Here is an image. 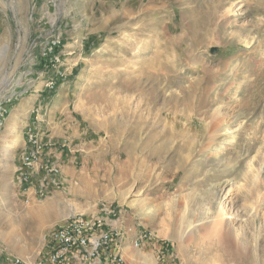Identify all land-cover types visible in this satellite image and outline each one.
I'll list each match as a JSON object with an SVG mask.
<instances>
[{
  "label": "rangeland",
  "instance_id": "374dc122",
  "mask_svg": "<svg viewBox=\"0 0 264 264\" xmlns=\"http://www.w3.org/2000/svg\"><path fill=\"white\" fill-rule=\"evenodd\" d=\"M248 33L257 36L255 47L237 36ZM263 51L264 0H0V147L13 112L36 97L42 76L48 106L56 108L49 130L62 123L67 136L69 121L79 128L75 137L99 150L77 164L73 189L85 174L83 193L66 192L64 210H49L38 203L51 187L64 192L65 160L47 154L49 144L33 129L44 109L20 114L21 143L11 162L0 148L5 264L34 263L47 234L81 214L118 235L101 262L95 254L66 264H110L105 256L116 251L120 264H217L224 244L209 223L217 185L225 187L224 213L243 229L245 264H264ZM226 106L224 121L237 140L215 157L224 130L214 133L211 112ZM28 134L41 142L39 166L53 165L58 175L47 180L41 169L43 183L32 187L38 200L26 202L33 190L21 195L16 185ZM77 141L61 151L73 154Z\"/></svg>",
  "mask_w": 264,
  "mask_h": 264
},
{
  "label": "bare ground",
  "instance_id": "6f19581e",
  "mask_svg": "<svg viewBox=\"0 0 264 264\" xmlns=\"http://www.w3.org/2000/svg\"><path fill=\"white\" fill-rule=\"evenodd\" d=\"M228 5H229V7H228L227 11H232L231 7H232L233 3L232 4L229 3ZM237 36H238L239 40L244 42L246 45H252L253 46V45L258 44L257 36L252 35V33H248L247 35H237ZM59 44H60V41L56 40V46H58ZM253 47H255V46H253ZM52 85H53L52 82L47 84V86H49V87H51ZM236 96H237V93H236ZM228 108H230V107H227V106L226 107H217V108L213 109L211 112V118H212L213 123L216 127V129H214V133H216L218 131L220 132V130H224V132L222 131L223 133L220 134L221 135L220 137H223V138H221L222 141H220L215 146V149L212 152L215 157L225 154L224 150H226L227 144L231 145L233 148H235V143L237 140V132L231 130L230 125L226 124L224 121ZM5 111L4 110L2 111L3 113L0 117L3 116ZM9 125L10 124H8V126ZM16 127H17L16 117H15V115H13L11 125L8 128H6V130H5L6 132L4 133L3 137L1 138L2 144L0 147L3 160L8 159V162L9 161L11 162V160L13 158L14 150L21 143V134L19 132H17ZM28 135H30L31 138H36L35 135H33V134H28ZM10 137H12V138L10 139ZM40 151H41V149H40V147H38V155H36L35 159H33V161H32V169H35V165H38L37 163H38V157L40 155ZM49 167L50 168H56L53 165H50ZM261 167H262V165L258 168L261 169ZM39 168H40V166H39ZM258 171H260V170H258ZM258 171H256V172L258 173ZM56 173H57L56 169H51L50 178H51V176L58 175ZM17 179H18V182H17L16 186L19 188L23 184V177L18 176ZM226 185H228V184H225V186ZM214 186H215V184H214ZM217 186H219V187H217ZM217 186H216L217 188L213 189L214 191L211 195L212 196L211 198L213 200V203H214L217 211H216L215 217L212 218L209 221V223L210 224L212 223V225H214L215 235L218 237L219 241H221L224 244V246H223V251H222L223 254L221 256L215 257L214 260L217 262V264H245V263H247L248 259L241 252L243 249H246V247H247V243L245 242V239H244L243 229H241V227L239 225H237L239 218H237L236 216L232 218V217L227 216L226 213H224L222 201H220L219 199H220V197H221L220 195L222 194L225 187H224V185H217ZM231 186H232V184H231ZM27 192L28 191L24 192V194H26ZM42 196H43V193H42ZM24 200L26 202H29L30 199L28 197H25ZM84 216H85L84 214L75 215L71 219H69L68 221H65L64 223L57 226L55 229L51 230L45 238L46 239V245L44 247L42 255L40 257H38L34 263H36V261H44L45 250L47 249V245H48L49 240H50V235L57 232V231H61L62 227H64L66 224L72 223L73 220H74L75 228H79V229H75V236L76 237H82V238H78V241L74 242L73 249H68V257H70V258L67 259V262L70 261L71 259H73V260L79 259L80 260L82 258H85L88 260V259L94 257L95 254H96L99 262H101L102 256H104V255L102 253H100V250H105L104 248L107 249L108 247H106V246L109 244V242H110L109 240L112 239L111 236L112 235L115 236L118 234H117V232L109 233V231L108 232L102 231L101 230L102 221L100 220V218H91V217L89 218L86 216V219H78V218H82ZM254 218H256V217L253 216V219ZM84 229H85V231H84ZM145 237H146V235H145ZM139 243L140 242L137 240V237H136L134 246L137 247L139 245ZM113 252H114V250H113ZM108 256H114V253L109 254ZM106 258H107V256H105V260H104L105 263H107ZM118 258L120 259V262H121L122 258H121L120 253H118ZM207 259L211 260V261L213 260V258H211V259L207 258ZM34 263H29V264H34ZM3 264H5V263H3ZM11 264H22V261H20L19 259H16V260L14 259L11 262Z\"/></svg>",
  "mask_w": 264,
  "mask_h": 264
},
{
  "label": "crops",
  "instance_id": "0c3cea01",
  "mask_svg": "<svg viewBox=\"0 0 264 264\" xmlns=\"http://www.w3.org/2000/svg\"><path fill=\"white\" fill-rule=\"evenodd\" d=\"M41 78L39 79L40 81L38 80L35 81V82L38 81L36 85L34 86V89H35L34 96L36 94V97L30 100H27L25 103L20 104L19 107L16 109V111L13 112V114L16 117V124L18 125L20 114L27 110L29 111L30 110L29 108H32V111H33L35 106L38 105V107L36 108H40V110L44 109L43 114H45L47 108L49 107V109L47 110L48 115H47L46 121L44 119L43 114L38 115L39 116L38 118L35 116V123L33 124V129L39 134V136L43 139V141H47V143L49 144L47 154H51V156H53L55 159L63 158L65 160V162L62 160L64 165L61 168V176L63 177V180H65L66 182L64 183V187H63L64 192L63 190H59L58 188L56 189L54 187H51L50 190L49 189L47 190L48 195L43 198V201L41 203H38V204H42L44 207H47L49 210H52V207H54L53 210L62 211L64 210L63 206H65L64 201H65L66 192L83 193V190H84L83 187L87 186V182L89 181V179L87 180V177L85 176V174H82L81 175L82 186L77 191L73 189L74 184L72 183V180L78 179L79 177L78 175H80V171L78 170V165H77L78 162L82 163V158L84 159L86 163H88L90 160L92 161L95 160V158L98 157L99 150L97 149L96 145H93L94 142H91V144L89 143L90 139H85L82 137V135H80L79 138L75 137L73 133L78 131L79 128L77 129L75 126L73 127L69 123V121H67L68 124H67L66 129L70 130V133L67 136H64L63 134L60 133L63 127L62 123L60 124L56 123L55 125H58V127H56L55 129L51 128V130H49L50 122H51V115L53 113H56V108L52 104L48 106L49 100L45 96L47 95L49 91L45 88V84H43V81L41 80ZM39 84H41L40 88H37V85ZM57 94H54L53 97H55ZM38 119L41 121L44 120L45 122L36 123V120L38 121ZM26 122L27 123L25 124H27V126L31 125L29 123V120H27ZM23 125H24V122H23ZM62 132H64V129ZM23 133L24 131L22 132V134ZM22 138H23V135H22ZM75 140H78V141H77V145L75 146V148L72 149L73 152L71 153L73 154H67L68 150L66 149L68 148L71 149V145L73 144L72 142ZM61 146L66 147V149H63V151H61ZM78 156H81L80 160L78 159ZM35 169H39V164L35 165ZM39 175H40V172H34L32 176V185L34 189L38 186V182L40 183ZM53 177H56V176H51L50 179H52ZM32 194H31L32 196H29V197H30V200L33 201V199H35V190H33ZM31 197H33V199H31ZM35 200H38V198H36ZM87 217L90 218L91 216H87ZM91 218H98V217L93 216ZM112 223L113 225H115L113 221Z\"/></svg>",
  "mask_w": 264,
  "mask_h": 264
},
{
  "label": "built area",
  "instance_id": "2783aa9c",
  "mask_svg": "<svg viewBox=\"0 0 264 264\" xmlns=\"http://www.w3.org/2000/svg\"><path fill=\"white\" fill-rule=\"evenodd\" d=\"M52 46L56 47V40L52 41ZM2 113L3 112L0 111V116L2 115ZM27 141L29 143L30 150H28L22 156L21 165H20L21 172L19 176L23 177V184L18 189L20 190L19 193L21 195H24V192L26 191L33 190L32 176L34 172H40L41 169L43 170L46 169L47 180H49L51 169H57V168H50L49 166H45L44 168L40 166L39 169H32V161L33 159H35V156L38 155V147H40L39 145L40 141L37 138H31L30 135H28ZM42 181L43 179L40 181V183H43ZM78 219H86V216ZM75 229H79V228H75L74 220H73L72 223L66 224L64 227H62L61 231H57L51 234L49 243L47 245V249L45 250L44 261H36V263L34 264H66L67 259L70 258L68 257V249H73L74 242L78 241V238H82L75 236ZM144 237L145 234L138 235L137 240L141 242L144 239ZM102 252H104V250H100V253ZM107 259H108L107 261L110 262V264H120V259L118 258V251L114 253V256H107ZM3 263H7V259H4L3 257L0 256V264Z\"/></svg>",
  "mask_w": 264,
  "mask_h": 264
}]
</instances>
